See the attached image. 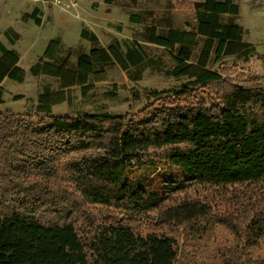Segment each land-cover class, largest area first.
I'll list each match as a JSON object with an SVG mask.
<instances>
[{"label": "trees", "instance_id": "16d2710c", "mask_svg": "<svg viewBox=\"0 0 264 264\" xmlns=\"http://www.w3.org/2000/svg\"><path fill=\"white\" fill-rule=\"evenodd\" d=\"M210 2L195 12L197 35L224 42L226 55L239 53L246 45L242 28L221 21L222 13H238L239 5ZM40 12L35 7L24 18L41 25ZM130 19L141 22L137 15ZM5 35L12 44L19 39L13 29ZM197 35L170 28L164 41H151L192 50ZM81 36L98 40L86 27ZM62 47L61 37L51 39L30 69L61 82V90L39 94L36 110L44 116L33 120L0 111V264H176L175 236L155 228L144 233L140 226L204 228L214 222L234 235L227 264H264L249 252L264 236L260 78L232 76L226 68L208 76L210 53L204 50L197 63L164 70L167 76L194 78V86L153 91L154 102L137 113L55 115L53 107L66 100L64 89L82 85L85 95L93 87L87 85L91 76L93 82L105 81L106 68L115 62L125 68L145 60L136 47L123 56L116 44L70 65ZM0 53L2 104L3 80L22 83L25 70L1 40ZM189 189L229 193L232 210L217 212L209 196H192ZM95 208L107 213L99 218Z\"/></svg>", "mask_w": 264, "mask_h": 264}, {"label": "rangeland", "instance_id": "374dc122", "mask_svg": "<svg viewBox=\"0 0 264 264\" xmlns=\"http://www.w3.org/2000/svg\"><path fill=\"white\" fill-rule=\"evenodd\" d=\"M211 1L239 5L238 13L221 15L223 23L242 28L241 41L246 45L235 55L224 54V42L197 35L195 12L211 6L210 0H118L113 4L105 0H74L76 4L70 8L44 0H0V40L13 51L17 64L25 70L22 83L10 78L4 81L5 103L0 104V111L12 110L33 120L44 116L36 110L38 96L45 88L61 90V82L52 76H35L30 69L44 55L49 41L57 37L63 39L61 56L68 57L70 65H77L82 56L90 55L96 49L116 44L123 56L130 47H136L145 60L139 65L126 64L127 69L115 62L106 68L105 81L93 82L90 77L87 85L93 84V87L85 95L82 85L64 89L66 100L53 107L55 115L137 113L154 102L150 95L153 91L172 92L184 86H194V78L167 76L164 70L181 62L197 63L204 50L210 53L206 67L208 76L219 74L226 68L231 69L232 76H258L264 84V0ZM35 7L41 9V25L33 18H24ZM131 15L139 16L141 22H133ZM83 27L95 32L98 40L92 42L82 38ZM170 28L195 33L196 46L189 50L180 44L151 41L154 37L164 41ZM8 29L19 35L15 44L5 35ZM11 36L16 38L14 33ZM187 193L209 196L214 204L213 210L217 212L232 210L229 193L221 197L220 194L211 196L202 189H189ZM93 213L102 218L107 210L95 208ZM196 226L143 224L139 229L144 233L153 228L162 229L175 236L180 249L176 264H227L225 255L235 242L232 230L217 222L206 224L204 228ZM249 252L255 258H264V236Z\"/></svg>", "mask_w": 264, "mask_h": 264}, {"label": "built area", "instance_id": "2783aa9c", "mask_svg": "<svg viewBox=\"0 0 264 264\" xmlns=\"http://www.w3.org/2000/svg\"><path fill=\"white\" fill-rule=\"evenodd\" d=\"M44 1L53 5H60L66 8H70L76 4L74 0H44Z\"/></svg>", "mask_w": 264, "mask_h": 264}, {"label": "crops", "instance_id": "0c3cea01", "mask_svg": "<svg viewBox=\"0 0 264 264\" xmlns=\"http://www.w3.org/2000/svg\"><path fill=\"white\" fill-rule=\"evenodd\" d=\"M63 40V39H62ZM4 43V42H3ZM8 77H6L4 80H3V82H2V85L4 84V81L7 79ZM17 82V81H16ZM6 92V91H5ZM3 99H5V97L3 98ZM4 103H5V100H4Z\"/></svg>", "mask_w": 264, "mask_h": 264}]
</instances>
